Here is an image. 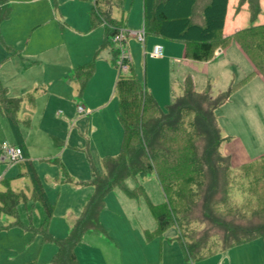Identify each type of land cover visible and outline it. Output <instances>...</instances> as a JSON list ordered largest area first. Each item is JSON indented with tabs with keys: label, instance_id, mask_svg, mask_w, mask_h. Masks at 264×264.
<instances>
[{
	"label": "rangeland",
	"instance_id": "1",
	"mask_svg": "<svg viewBox=\"0 0 264 264\" xmlns=\"http://www.w3.org/2000/svg\"><path fill=\"white\" fill-rule=\"evenodd\" d=\"M9 2L13 11L9 13V20L3 23L2 31L10 39V47L17 51L26 46L33 50L40 45L44 47L54 42L49 39V35L53 33L64 41L61 46L62 61L72 62L75 64L73 68L80 65L84 71L92 64L91 73L80 81L81 87L77 89L78 93H81L80 97H75L73 105L60 106L57 120L44 121V128L37 119L32 122V116L26 112L31 107V111L36 110L38 118V110L41 111L47 97L46 93L43 95V86L37 83L42 78L41 70L34 67L21 75V58L15 53L11 54V51L5 48L4 41H0V76L16 89L24 81L37 83L32 88H24L26 93L22 97L25 102H20L17 111L20 127H29L26 133H41L43 136L35 142L30 139L31 149L38 153L42 150L40 147H52L50 139L44 137L50 136L48 129L54 131L65 146L76 147L74 151H68L70 154L65 153L64 160L59 158L49 163H31L47 199L53 206L48 220L44 219L43 206L33 199L32 184L25 162L10 163L0 158V264H17L31 258L35 259L37 264H43L49 261L57 246L50 240L42 241L38 232L33 234L32 228L38 227L43 220L44 225L48 226L47 230L64 236L70 219L76 216L88 199L90 191H93L91 185L76 182L86 180L90 176L87 157L90 156L95 168L103 172L101 159L104 156L117 155L119 152L122 127L117 118V96L113 88L118 68L112 63L110 55L108 56V47L101 45L105 34L104 26L99 25L94 32L85 34L87 25L84 12L91 9L93 0ZM123 3V11L116 5L112 6L114 17L121 21L122 13L124 19L132 15L131 21L137 20L139 24L140 0H123ZM229 3L232 4V0ZM244 17L247 18L246 13ZM45 18H49L48 24L41 25L40 29H32L33 23ZM138 24H131L133 28L130 29L136 31ZM155 38L147 34L144 49L140 41L136 38L132 41L130 38L125 50L129 54L134 75L153 96L158 106L165 109L167 103L181 94V76L184 72L182 67L172 63L167 57H155L150 54L151 41ZM158 41L165 47H171L173 53L183 55L184 46L181 42L164 38H158ZM224 51L219 58L213 57L215 61L211 62L208 73L200 76L208 79L207 88L213 96L218 91L226 90L230 84H236L254 70L253 64L235 40H231L224 47ZM1 77L0 81L7 89ZM73 83L78 86L79 81L75 80ZM200 87L195 89L198 92L205 90L204 86ZM39 88L41 90H38ZM7 95L11 96L8 92ZM82 96L92 112H87V108L81 113L77 112L76 103ZM80 103L87 107L86 103ZM1 116L0 113V118ZM214 116L223 137L218 151L223 156L229 155L231 166L263 155V75L254 72L249 80L231 92L226 102L214 109ZM6 120L5 118L7 125L2 127L0 119V143L7 141L14 144L16 137L9 121ZM31 124L34 125L31 127ZM86 140L89 142L87 146ZM200 143L202 144L201 141ZM216 174L211 173L203 187H200L209 191L211 185L216 184L217 189L212 195V200L220 199L224 195L220 187L224 181L223 174L220 171ZM124 186L131 189L132 193L129 194L119 186H113L104 196L99 222L105 232L92 230L82 235L80 243L75 247L79 264H264V241L261 237L223 250L219 249L216 237L209 235L207 246L201 248L206 256L195 258L193 255H196L197 251L189 244L190 231L178 229L176 224H171L160 233L156 228L150 204L160 206L161 209L166 200V193L155 172L129 175L124 179ZM239 197L242 198V195ZM200 198L196 201L197 208L191 211V216L200 215L202 218ZM223 218L236 223H249V220L254 223L262 221L264 216L249 217L247 213L239 215L227 212ZM203 227L200 223L193 222L190 228L200 232L204 230ZM211 231L220 232L219 228L208 225L207 233Z\"/></svg>",
	"mask_w": 264,
	"mask_h": 264
},
{
	"label": "trees",
	"instance_id": "2",
	"mask_svg": "<svg viewBox=\"0 0 264 264\" xmlns=\"http://www.w3.org/2000/svg\"><path fill=\"white\" fill-rule=\"evenodd\" d=\"M227 3L228 0H143L145 37L149 34L179 41L184 46L185 57L198 61L215 57L217 48H223L235 40L254 66L252 72L214 96L208 86L198 92L191 77L186 76L181 94L167 103L165 109H161L132 72L130 59L125 60L127 69L124 71L116 64L119 50L111 38L122 24L111 15V8L116 5L123 10V0H93L89 10L90 27L104 26L103 44L110 48L111 60L118 68L114 88L122 140L117 155L101 159L103 172L95 168L90 156L87 157L90 177L78 180L77 184H89L93 191L72 222L67 236L53 238L43 224L32 228L41 233L43 239L56 243L57 250L51 258L52 264H78L75 247L82 235L87 230L105 232L99 222L104 196L113 186H119L131 194V189L124 186V179L129 175H143L146 172H155L166 193L161 209L160 206L150 204L157 230L160 233L171 224H176L178 229L190 231L189 244L197 251L193 255L195 258L206 256L201 248L207 246L209 235L216 237L219 249L223 250L256 237L264 241V219L254 223L250 220L249 223H236L223 218L227 212L239 215L247 213L249 217L264 216V154L231 166L229 156H223L218 151L223 137L215 120L214 109L226 102L231 92L249 80L254 72L264 77V23H251L224 35ZM244 4L252 22L261 12L259 0H237L235 12ZM10 7L9 0H0V24L8 18ZM0 41L3 42L1 34ZM91 71L92 64L85 71L80 67L74 69L73 74L84 80ZM20 102L19 97L7 95V89L0 81V112L9 121L16 137L14 144L21 147L24 157L25 145L22 144L17 118ZM25 164L28 166L33 199L43 206L48 220L53 206L31 162ZM217 171L222 172L224 177L220 186L224 195L212 200L216 184L211 185L209 191L200 187H203L211 173L217 175ZM199 198L202 218L200 215L191 216ZM193 222L203 225L204 230H191ZM208 225L219 228L220 232L207 233ZM188 254L191 255L190 252ZM20 264L34 262L29 260Z\"/></svg>",
	"mask_w": 264,
	"mask_h": 264
},
{
	"label": "crops",
	"instance_id": "3",
	"mask_svg": "<svg viewBox=\"0 0 264 264\" xmlns=\"http://www.w3.org/2000/svg\"><path fill=\"white\" fill-rule=\"evenodd\" d=\"M229 1L230 0H228V3H227V9H226L224 25H223V34L224 35L230 34V33L234 32L238 29L246 27V26L250 25L251 23L252 24L264 23V0H259L261 12L256 16V18L252 22L249 19V12L247 10L246 4L242 5L241 9L235 12L234 7L236 5L237 0H232V4H230ZM12 9L13 8L11 6L10 11ZM111 10H112V8H111ZM120 11H123V10L120 9ZM139 11H140L139 14H140V18H141L140 19L141 21L139 22V24H138L137 20H135L134 22L131 21V17L133 19L132 15H130V16H128V18L126 17V19H124V15L122 13L121 21H119V24H122L121 28L134 30V29H130V28H133L130 25L135 23V24H138V26L135 29H137V30L140 29L144 23L143 22V0H140ZM245 13H246L247 18L244 17ZM84 14H85L84 21L86 22L85 25H87V28L85 30V32H86L85 34L92 33V32H94V29H96V27H98V26L91 28L90 27L91 19L89 17V11H85ZM111 15L114 17V14L112 13V11H111ZM27 17L29 19V16H27ZM8 20H9V18H7V20L4 19L1 22L0 34H2L1 37L3 36L2 39H3L4 43L6 44L5 48H7L9 51H11V54L15 53L18 57L21 58L19 60V63L22 67L21 75H24L26 72H28L30 68L39 67V69L41 70L42 78H41L40 82L37 81V83H39L41 86H43V87H41L42 92H44L43 95H45V93H46L47 97L45 98L44 105L42 106L41 111L39 112V110H38V118H36V113H37L36 110L31 111L32 110L31 107L30 108L28 107L29 110L26 112H28L29 115L32 116V122L36 121L35 119H37L39 121L40 125L42 124L43 127L45 128L44 121H50V119L57 120V118L59 117L58 113L60 112V109H59L60 106L65 107L68 104L73 105L75 102V97L76 96L80 97L81 93H78L77 89L79 87H81L80 81L83 79L77 78L76 76H74V74H73L74 69L77 68V66L75 68H73L75 64L73 65L72 62L62 61V59H61V54H62L61 48L62 47L61 46L63 45L64 41L61 40L62 38H60V36H58L57 34L54 35L52 33L51 35H49V39H50V41H54L53 43H50V45L46 44L44 47H42V45H40L37 47V49H34V50L32 48L30 49L28 46L21 48V49H18V51L15 48L10 47L11 41L8 37H6L4 35V33L2 31L3 23L8 21ZM48 23H49V18L42 19L41 21H36L35 23H33L32 29L36 28V27H39V29H40L41 25L43 26V25H46ZM226 25H227V27H226ZM60 26H61L60 29H62V25H60ZM226 28L228 30H226ZM104 33H105V28H104ZM152 36H154V38L156 37L155 39H157V40L153 39L151 41V45H150L151 47L149 49L150 54H151V50L155 44H161L162 45V56H161V58L167 57L172 63H176L180 67L183 68L184 73H182V76H181V88H182L183 80L186 76H190V77L192 76L193 84L195 83L194 88H196V89L201 88L200 86H202V87L204 86V88H206L208 86V84H209L208 79H204L200 76H203V75L208 73L209 67L212 64L211 62L215 61L214 58H211V60L209 59L207 61L193 60V59H190L188 57H185L184 51H183V55L180 56V55H178V53H173L171 47H165L162 42H159L158 38H161V37L155 36V35H152ZM130 38L132 39V41L135 39V37L128 35L125 39V48H126V46L128 48V45H129L128 42H129ZM8 41L10 42V44L8 43ZM46 42H48V41H46ZM101 45L104 46L103 43ZM141 45L143 46V49L146 48V37H145L144 42L141 43ZM108 49H109L108 50L109 51L108 56L110 55V59H112V55H111L112 53L110 51V48L108 47ZM21 51H22V55H21ZM224 53H225L224 47L223 48H217L215 50V57L219 58L218 56H221ZM78 67H80V65ZM192 73H195L197 75V77L195 74H192ZM233 78H231V80ZM75 80L79 81L78 86H77V84L73 83ZM115 80H116V78H114V84H115ZM2 82L7 85V92L9 93V95H11V97H19L21 99V102H23V103L25 102V100L23 99L22 95L24 93H26L24 88H32L33 86H35L37 84L36 82L24 81L23 83L19 84L18 88L16 89L14 87H11V85H9L7 83V81H5V79H3V78H2ZM230 82H232V81H230ZM114 84H113V86H114ZM41 88H39L38 90H41ZM29 90H31V89H29ZM114 90H115V88H114ZM243 100H245V99H243ZM80 102L86 103L87 107L82 105ZM79 104L83 106V109L87 108V112L93 111L91 109V107L88 105V103L86 101H84L83 96L80 98L79 101H77L76 110H77V105H79ZM35 109H36V107H35ZM77 112H78V110H77ZM78 113H80V112H78ZM1 115H2L0 118L2 120L1 126L3 127L4 125H7V123L5 122L6 117L2 113H1ZM29 122H30V120H29ZM33 125L34 124H31V127ZM18 128H19L20 134L23 138L22 144L25 145V147H24V153L25 154H24L23 160L21 162L30 161L32 163V162H36V161H42L45 163H49L51 161H56L59 158L64 160L63 157L65 156V153L70 154V152H68V151H74V149H76V147L71 146V145L65 146V144L62 143L61 139L56 135V133L54 131H50V129H48V131H49L48 134H50L51 137L50 136H49L50 138L48 136H44V137H47L46 139H50V143H51L52 147H46V148L40 147V148H42V150H40L38 153H35V151H33L30 147V144H31L30 139H33L35 142L38 139L43 137L42 134L41 133H35L34 135H32L30 133L29 134L26 133L27 131H29V127H27V126L20 127V125H19ZM50 128H53V127H50ZM51 138L53 141H51ZM87 143H89L88 140H86V146H87ZM60 144H62V145H60ZM229 159H230V157H229ZM249 160L250 159H247L246 161H249ZM246 161H241V162L243 163ZM21 162H18V163H21ZM76 182H77V180H76ZM91 192H92V190L90 191V194H91ZM89 196L87 198H89ZM82 206H81V208H82ZM81 208H80V210H81ZM80 210L78 211V213L76 214V216L74 218L70 219L69 225L67 227V233L64 236L55 235L54 233H51L49 230H47L48 226L46 227L44 225L45 221H43V220H42V222L39 223L38 226H41L43 224L44 227H46L47 233L50 234L53 238L65 237V236H67V234L70 230L71 224L76 219V217L78 216ZM44 219L47 220L46 214H45ZM28 225H29V223H28ZM89 231H92V230H87L85 232V234L88 233ZM35 233H36V231L33 232V234H35ZM39 234H40V239L42 241H44L45 239H43V236L41 235V233H39ZM52 242H54V241H52ZM56 250H57V248H56ZM54 253H52V254L54 255ZM53 255L51 256V258L53 257ZM51 258L49 259V261L43 262V264H52ZM76 258H77V254H76ZM29 260H33L34 264H37L35 259H33V258L19 262L17 264L24 263V262L29 261ZM77 262H78V258H77ZM78 264H79V262H78Z\"/></svg>",
	"mask_w": 264,
	"mask_h": 264
},
{
	"label": "built area",
	"instance_id": "4",
	"mask_svg": "<svg viewBox=\"0 0 264 264\" xmlns=\"http://www.w3.org/2000/svg\"><path fill=\"white\" fill-rule=\"evenodd\" d=\"M128 35L137 38L141 43H143L145 40L144 27L142 26L136 31L119 28L111 38V40L119 50V57L116 60V64L119 69L123 71L127 69V63L125 62V60L130 59L129 54L125 50V39ZM151 55L155 57H161L162 45L155 44L151 50ZM77 110L80 113L83 112V106L80 104L77 105ZM0 158L1 160H7L10 163H18L23 160V152L21 147L3 141L0 143Z\"/></svg>",
	"mask_w": 264,
	"mask_h": 264
}]
</instances>
